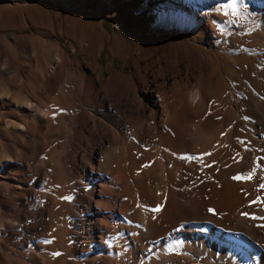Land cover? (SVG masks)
<instances>
[{"label": "bare ground", "instance_id": "bare-ground-1", "mask_svg": "<svg viewBox=\"0 0 264 264\" xmlns=\"http://www.w3.org/2000/svg\"><path fill=\"white\" fill-rule=\"evenodd\" d=\"M29 1L26 99L0 101V264H264V0H50L62 21Z\"/></svg>", "mask_w": 264, "mask_h": 264}, {"label": "rangeland", "instance_id": "rangeland-1", "mask_svg": "<svg viewBox=\"0 0 264 264\" xmlns=\"http://www.w3.org/2000/svg\"><path fill=\"white\" fill-rule=\"evenodd\" d=\"M26 1L27 0H0V101L4 100L5 97L12 96L13 99L11 98L12 100L10 99V102H14L13 105H18L19 100L22 101L21 99L26 97L25 90H27V35L32 34L35 31V28L32 29L31 27L26 26L22 27V23H26V17L31 16L30 11H28V9L26 8ZM66 1L71 4H78L80 2V0ZM29 3L32 6L41 4L47 7V9L51 11L54 16L58 13L60 15L58 17L59 21H62L65 15L66 8L64 1L58 5L53 4L50 0H30ZM87 3H92V0H88ZM22 18L24 19V21ZM95 19L99 21L100 26L105 32H113V29L115 27V22L113 20L103 17H98ZM2 22H4V24ZM5 27L7 29H5ZM54 30L55 35L53 36V39H55L60 44L63 50L66 52H71V45L73 44L76 48V55L79 56V46L75 42L68 39L66 36L60 35L57 29ZM233 32L236 31L231 30L230 34L234 35L235 33ZM215 49V47L210 48L211 51H215ZM107 56L108 46L104 45L103 51L100 52V54H98L96 57L98 64L103 66L104 72L102 74V79L104 82L108 77L106 69L108 64ZM3 67H6L8 70H10V72H12L9 76H11L13 84L9 86L6 91L1 90L2 86H4L5 84L4 78L6 76L2 71ZM17 97H19V100L17 99ZM25 99L26 98H24V100ZM236 100H238L237 95H235V98H231V105H233ZM4 117L8 120V116L4 115ZM239 124L243 125V123L241 124V122ZM255 169L256 160H254V170ZM19 231H21V225L19 227ZM13 250L14 254L20 259L25 260V258L27 257V246L22 249L20 247L13 248Z\"/></svg>", "mask_w": 264, "mask_h": 264}, {"label": "snow or ice", "instance_id": "snow-or-ice-1", "mask_svg": "<svg viewBox=\"0 0 264 264\" xmlns=\"http://www.w3.org/2000/svg\"><path fill=\"white\" fill-rule=\"evenodd\" d=\"M228 7H231L233 8V11H235V0H233V3L231 5H228ZM194 158V157H193ZM253 173L252 172H249L247 173L246 175L244 176H236V177H233V179H251ZM65 199H67V197H65ZM155 211H159V209H155ZM50 241H45V243H49ZM53 256H58V255H61V253L59 252H56V253H53L52 254Z\"/></svg>", "mask_w": 264, "mask_h": 264}]
</instances>
